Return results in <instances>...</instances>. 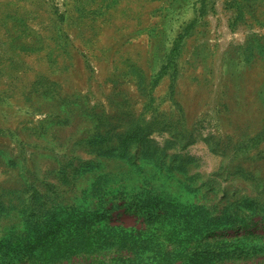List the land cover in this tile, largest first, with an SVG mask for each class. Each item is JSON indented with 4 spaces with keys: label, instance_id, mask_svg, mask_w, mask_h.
Wrapping results in <instances>:
<instances>
[{
    "label": "rangeland",
    "instance_id": "rangeland-1",
    "mask_svg": "<svg viewBox=\"0 0 264 264\" xmlns=\"http://www.w3.org/2000/svg\"><path fill=\"white\" fill-rule=\"evenodd\" d=\"M0 264H264V0H0Z\"/></svg>",
    "mask_w": 264,
    "mask_h": 264
}]
</instances>
